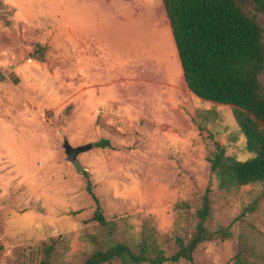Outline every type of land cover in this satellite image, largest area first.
<instances>
[{
  "label": "rangeland",
  "instance_id": "374dc122",
  "mask_svg": "<svg viewBox=\"0 0 264 264\" xmlns=\"http://www.w3.org/2000/svg\"><path fill=\"white\" fill-rule=\"evenodd\" d=\"M64 138L93 143L80 173ZM245 142L231 105L189 91L161 0H0V264H39L51 239L57 264L143 236L171 255L206 188L224 233L197 263L264 264V181L220 188L210 170L216 143L243 160Z\"/></svg>",
  "mask_w": 264,
  "mask_h": 264
},
{
  "label": "trees",
  "instance_id": "16d2710c",
  "mask_svg": "<svg viewBox=\"0 0 264 264\" xmlns=\"http://www.w3.org/2000/svg\"><path fill=\"white\" fill-rule=\"evenodd\" d=\"M189 91L203 99L233 107L234 117L253 155L236 159L226 155L216 143L210 158V170L220 188H230L264 181V40L263 28L254 15L243 7L248 2L264 15V0H161ZM107 144L106 140L97 143ZM87 177V172L84 171ZM86 190L94 200V219L105 223L99 199L87 178ZM209 189L202 195L196 210L194 232L178 248L166 255L150 237L143 236L135 246L110 243L91 253L82 264H102L119 258L125 264L177 263L181 260L198 264V246L224 231H210ZM56 242L51 239L43 247L39 264H57L52 260ZM229 264V263H226Z\"/></svg>",
  "mask_w": 264,
  "mask_h": 264
},
{
  "label": "water",
  "instance_id": "95a60500",
  "mask_svg": "<svg viewBox=\"0 0 264 264\" xmlns=\"http://www.w3.org/2000/svg\"><path fill=\"white\" fill-rule=\"evenodd\" d=\"M61 132V130H60ZM62 146L66 155V160L71 163L77 173L84 170V167L80 164L78 155L93 147V143L89 142L82 145L73 146L69 143L67 138L63 139Z\"/></svg>",
  "mask_w": 264,
  "mask_h": 264
}]
</instances>
